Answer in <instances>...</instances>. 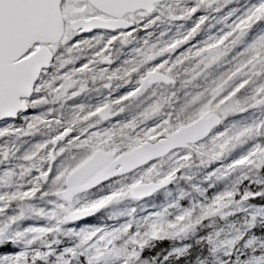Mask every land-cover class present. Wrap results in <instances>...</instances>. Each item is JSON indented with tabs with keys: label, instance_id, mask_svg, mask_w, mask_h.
Returning a JSON list of instances; mask_svg holds the SVG:
<instances>
[{
	"label": "snow or ice",
	"instance_id": "1",
	"mask_svg": "<svg viewBox=\"0 0 264 264\" xmlns=\"http://www.w3.org/2000/svg\"><path fill=\"white\" fill-rule=\"evenodd\" d=\"M157 2L158 0H0V121L15 120L18 114L42 104L63 103L75 98L86 91L89 76L93 82L97 79L105 81L104 87L108 88L112 81L127 82L133 73L144 69L133 90L115 101L97 105L94 110L86 111L83 105L78 106L64 123L59 119H46L50 113L24 117L27 123L24 135L35 132L38 127H49L56 134L34 145L21 157L25 163L20 166L18 176L12 170L0 172V189H3L0 191V264H137L141 252L152 241L187 234L205 218L216 215L223 218L232 214L226 212V209L240 211L250 201L264 200V176L260 175L264 172V144L257 143L233 160L225 170L244 172L247 169L255 174L250 177L245 172L231 189L215 195L209 203L202 206L200 215L195 220H192V211L188 209L176 217V223L160 219L148 224L143 234L139 231L131 232L130 225L115 230L93 228L81 229L79 232L63 231V225L95 214L124 196L139 198L168 184L177 171L189 166L193 152L203 164L219 160L244 138L260 135V130L264 128L262 122L244 127L230 136L222 134L208 144L199 143L220 123L222 115L242 112L246 107H264V82L253 88L243 102L238 99L254 83L253 77L264 74V38H261L245 50V59L213 81L205 92L194 95L181 108V112L193 109L184 122L174 124L166 119L151 128H142L136 132L139 123L156 119L163 114L165 105L170 104L168 98H163L148 105L139 118L101 131H91L95 125L116 114L114 107L135 101L153 84L173 85L178 66L184 61L192 63L195 60L196 63L190 69L184 70L191 79L183 84H190L198 75L196 69L201 63L205 67L215 63L227 48L239 40L240 37L237 36L231 44L226 43L233 33L243 35L253 18L258 20L264 17L262 0L259 7L230 32L219 38H210L212 42H205V46L196 51L189 49L182 53L171 66L168 61L158 65L153 62L182 45L194 35L195 28L183 40H173L160 48L145 40L142 48L133 50L135 60L127 61L126 66L109 70L107 66L112 63V45L117 41L122 45L132 42L135 29H127L135 22L133 12L143 9L142 15L147 16L154 10ZM216 2L217 0H196V6L184 10V16L171 18H187L200 7L208 8ZM98 30L115 32L117 35L109 40L98 35L88 38L89 33ZM43 35L52 36L50 43L55 51L49 49L47 54L38 51L42 41L37 37ZM88 48L92 49V55H81ZM65 55L68 58L62 59ZM77 61L83 62L75 66ZM149 64L153 66L147 67ZM69 65L73 67L61 72ZM101 65L106 67H100ZM50 67L56 74L51 79H44ZM6 125L7 127L0 129V136L11 133L12 124ZM176 148L186 149L187 154L176 161L167 175L152 183L153 176H160L153 161ZM72 149H76L78 153L71 157L73 163L61 162L54 170V163ZM7 159L8 149H0V164ZM133 167H146L140 180L102 199L77 207L80 192ZM14 176L21 181L27 177V183H14ZM144 181L148 183L145 184ZM45 186L48 191H42ZM47 196L54 198L47 210L38 209L31 203L38 197L42 199ZM12 205H16L18 215H8ZM253 209L246 225L248 229L255 227L258 216L264 218V207ZM31 216L40 217L44 223L20 229L19 222ZM58 234L73 236L74 244L57 251V247L54 248L53 245H60V241L55 239ZM216 235L219 236V233ZM49 236L53 237L51 243H47ZM242 236L243 233H239L233 239L219 243L209 237L208 242L215 254L224 249L231 250ZM256 242L253 237L245 247H251ZM259 247L264 249V243H260ZM185 251L177 249L175 254L180 256ZM223 255L230 256L231 252L223 251ZM217 264L221 262L217 261ZM234 264H264V255H253L243 261L237 256Z\"/></svg>",
	"mask_w": 264,
	"mask_h": 264
},
{
	"label": "rangeland",
	"instance_id": "2",
	"mask_svg": "<svg viewBox=\"0 0 264 264\" xmlns=\"http://www.w3.org/2000/svg\"><path fill=\"white\" fill-rule=\"evenodd\" d=\"M219 3H222L221 6H223V9L228 6L231 3L237 4L238 9L241 10V14L243 16L246 13H252V8L253 5H249L245 2L244 0H218ZM214 5V4H213ZM213 5L208 8L200 7L197 12L193 13L192 15L188 16L187 18L184 19H172V16L175 17H182L184 16V10L186 9H192L193 7L196 6V0H167L161 6L158 8L157 13L151 20H145L141 15H140V29L143 30L144 34H140V39L134 38L133 40L136 42L137 45H139V48H142L144 46V41L147 40L149 44H156L158 45L159 42V37L163 34L164 28L162 26L165 25L166 20H173L175 23L181 24L178 28L182 29L186 23H191L193 25V29L195 28L196 31L201 29V23L203 20L208 24L207 26V34L204 32V45L205 42H211L210 38H217V31L215 30L216 26L220 27L222 29L224 21L223 19L225 18H219V17H214L213 15L215 14H221V9L220 7H217L213 9ZM227 11L231 12L230 17L233 15L234 12H232L231 8L226 9ZM215 13V14H214ZM213 14V15H212ZM193 19V20H190ZM254 19V18H253ZM264 19V17H262ZM259 19L256 22V25L258 24ZM205 23V24H206ZM162 25L161 30H157L153 32L151 29L155 25ZM145 25H149L148 27H145ZM198 26V27H197ZM213 28V32H210L209 29ZM201 32V31H199ZM198 32V33H199ZM239 33V32H238ZM240 34V33H239ZM187 34H185L186 36ZM95 36V35H93ZM185 36H178L176 40H183ZM197 35L192 36L195 38ZM92 36H88V38H91ZM241 39L244 38V35H240ZM104 38V37H103ZM105 40H109L111 38H104ZM247 39V38H246ZM234 40L233 38L230 39L227 43L231 44V41ZM189 44L191 43V37L187 39ZM170 43V42H168ZM248 42L246 41V45ZM126 44V43H125ZM123 45L114 43L111 47L110 51V57L114 61L115 56H120V51L123 48ZM181 47L178 46L177 48ZM191 47V45H190ZM234 47V45L232 46ZM232 47H229L226 49L225 53H236L237 49H234ZM53 51L55 49L53 47H50ZM187 49V48H185ZM91 51L89 54L88 52ZM237 54V53H236ZM81 55H92V49L88 48L85 49ZM166 56V59L164 61H168L169 66L172 65V63L169 61L170 60V54H165L163 57ZM223 57V56H222ZM222 57L217 60L215 63H212L208 67L204 68L203 66H199L196 69V72L198 73V76H204L205 72L207 69L210 70L212 78L209 79L208 87L212 85L213 81H216L219 77H221L223 74L228 73L231 69L230 67H222V72H218L219 70H216L223 66L222 62ZM68 57L65 55L62 57V59H67ZM159 58H162L159 57ZM226 58V57H225ZM229 58V57H228ZM136 56L133 53L130 52L128 58H125V61L121 64L122 66H126L127 61L135 60ZM160 60V59H158ZM83 61H77V64L75 66H79L80 63ZM157 62V61H155ZM163 62V61H162ZM161 61L157 62L156 64L162 63ZM192 63L188 62L187 67H184L185 61L178 66L176 70V79H180L181 81H185L190 75L185 74V69L188 68L190 69L192 67ZM73 67L72 65L67 66L65 69L61 70L67 71L69 68ZM100 67H106L105 65H101ZM149 67V66H147ZM152 67V66H150ZM112 68H109L111 70ZM99 70V69H97ZM144 71L143 68L140 69V74H142ZM215 73V74H214ZM55 71L53 68L50 67L49 70H47V74L44 76V79H51L55 75ZM195 74V73H193ZM96 82H100L97 85L100 86L102 80H93L89 76L87 78L86 82V91L81 93L80 95L76 96L73 99H68L65 100L63 103L56 102L58 108H55L53 103H46L42 104L41 106L35 108V109H30V112L24 115L19 116V118L12 122V130L10 134L0 136V149H8V159L3 161L2 164H0V172L4 170H12L16 173L18 176L21 170V165H23L25 162L21 159V157L28 151H30L34 145H37L39 143H42L46 140L49 139V137L53 136L56 134L54 132L53 135H51L50 132H48L45 127H38L35 132L24 135L23 130L27 128V123L24 120V117L30 116V115H39L41 113H50L46 117L48 120H55L59 119L61 123H64L68 121L70 118L72 112L66 111L64 108V105L69 106L70 104H73L75 108L78 106H81L83 102L78 103V101H81L82 99L85 103L89 104L88 101H85L84 98L86 97H95L92 96L93 94H100L103 93V88L97 87L94 89H91L94 87ZM135 83V86H137L135 80H131L130 83H127L129 85H133ZM96 85V86H97ZM258 84L256 81L250 85L246 89L245 92L241 94V96L238 97L242 102L243 100L252 92V89L255 88ZM174 84L169 86V87H164L161 85H155L154 87L150 88V102H148V105L152 104L154 101L158 99H163L166 95H172V92L174 89ZM115 90V87L112 86V89L109 91L110 94H113ZM131 91V90H129ZM128 91V92H129ZM145 91L143 92V94ZM125 95V94H123ZM121 97V96H119ZM118 97V98H119ZM144 98L143 95H140L138 99L131 103H126L124 105H118L116 109L118 112H121L120 109L123 108V111L129 109L131 111L138 110L139 114L143 112L145 109L142 104H140V101ZM49 100H51V97H49ZM102 101V96L101 100ZM109 102L106 98H104L103 103ZM140 104V106L137 107V104ZM137 103V104H136ZM97 106V105H96ZM95 106V107H96ZM167 105L163 108V112L165 110ZM71 107V106H69ZM72 108V107H71ZM95 109V108H94ZM246 112H238L234 113L233 115L237 117V120H230L226 123L224 127L216 131L210 138H208L206 141H204L201 144H208L211 140H213L215 137L221 136L222 134L225 136H230L237 132L238 130L247 127V126H254L256 124H260L264 122V107H259V108H251V107H246ZM10 123V122H9ZM7 123L0 124V129L7 127ZM96 126V125H95ZM99 126H101L99 124ZM102 127V126H101ZM95 128V127H93ZM102 130L104 128L102 127ZM264 135V128L260 130V135L253 136L251 138H244L240 144H238L235 148H233L231 151L227 153V156L225 154L222 156L223 158L221 160H216V163H220V165L217 166V169L220 171L217 172L216 170H210V165L211 163L215 162L212 161L207 164L201 163V159L193 152L191 156V161L188 167L185 168V171L182 173V178H180V181L174 185L173 187H170L169 189H166L163 192H160L154 196V199L158 203V205L151 209L148 213L146 212V209L142 207V211L140 214V206L138 208L137 206L132 205L128 200L127 196H124L113 203L118 205L119 208V216L115 215L116 212H109L108 210H105L104 207L100 209V214L96 217H94L92 220H90L87 225H84V227L78 228L65 224L62 226V229L64 232H67L68 230H73L75 232H79L81 229H93V228H99V229H104L102 227L103 223L107 224L108 230H113L112 227L116 228L117 225L123 224V225H130L131 226V232L135 233L139 231L141 234H143L147 230V225L151 224L153 222H156L157 220L163 219L164 221L170 222V223H176V217L181 215L183 211L190 209L192 211V220H195L199 217L200 212H201V207L205 206L207 203L211 201V199L225 191L229 190L228 187L234 185V183L237 181L238 178H240L242 175L247 172L251 176H253L255 173L254 172H248L247 169L244 170V172L241 171H233V172H225V170L228 168V166L233 162V160L239 158L241 155L240 153V147H249L251 144V147L255 144H257L255 141L250 140H256L260 139L261 136ZM250 147V148H251ZM249 148V149H250ZM72 150H74L72 152ZM70 152H65L61 158H59L57 161L58 163L61 164L63 162L64 164H71L72 159L71 157L74 156V153L77 152L76 149H72ZM235 150L236 153H238V156H235L234 159L229 160V155L233 153ZM248 151V150H247ZM246 151V152H247ZM243 152V153H246ZM187 154V150L182 153H175L172 154L171 156H168L167 158L161 160L160 162L155 163L156 164V170L160 173V176H153L152 181H157L158 179L163 178L165 174H168L170 169L175 166L176 161L180 160L182 156ZM66 158L69 159V161H65ZM229 161V162H228ZM13 165L12 168H8V166H1V165ZM55 164V163H54ZM194 167V168H193ZM55 168V166H53ZM196 169L201 170V177L198 176L196 173ZM146 170L145 168L140 169V172L134 173L132 175L122 177L120 179L114 180L110 182L108 185H103L102 187H99L98 189L90 192L83 194L79 197H77L79 203L77 204V207H82L84 205L90 204L100 197H105L107 195H111L113 192L119 191L122 188H125L128 185H131L137 180H140L141 177L144 175V172ZM206 172H209L207 174H203ZM215 173V175H212ZM34 174V173H33ZM261 176H264V172L260 173ZM250 176V177H251ZM27 180L28 178L25 177ZM13 181L16 184L23 183L21 180L17 182L18 180L16 177H13ZM151 181V182H152ZM147 181H144L146 183ZM181 185H185L184 189H181ZM255 187V185H253ZM230 188V189H231ZM10 190V189H9ZM0 191H3V189H0ZM42 191H48L47 186ZM42 194V193H41ZM43 197L42 199H36L35 202H31L34 207L38 208V206L41 204L42 201L52 203L54 199L51 198ZM163 201V202H162ZM121 204V207H120ZM16 206V205H15ZM253 207H264V206H256L254 203L251 201L249 202V205H245L243 210L236 211L233 208L226 209V212H231V215H226L223 218H221L220 215L212 216L205 218L202 220L199 224H196L194 227V230L190 231L191 237L189 238L188 242H181L180 238L185 237L187 234H182L178 236H174L172 238H166L167 239V245H166V254H175V250L181 249V250H188L189 248H195V249H203L202 253V259L198 258V261L200 264H217V261H220L221 264H234L235 259L237 256L241 259V261L251 258L253 255H264V249H261L259 247L260 243H264V218L257 217V220L255 222V227H257L260 232L255 233L254 228L248 229L246 227L250 217L253 214ZM138 209V210H137ZM14 213L18 215V209L17 207H14ZM117 210V209H115ZM128 210H130L128 212ZM130 212H134V214H130ZM107 215V216H106ZM32 217V216H31ZM30 218H26L19 222V228L22 227L26 228L27 223L30 221ZM37 218L41 221V223H44V221L37 216ZM124 218H126L124 220ZM118 222L119 224H117ZM110 227V228H109ZM119 228V226H117ZM117 228V229H118ZM115 230V229H114ZM219 233V236L216 234ZM243 233L242 238L233 246L231 250L224 249L223 251H230L231 255L230 256H225L223 255V251L217 252L215 254L212 253L211 248L212 246L209 244L208 239L211 237L212 239L216 240L218 243L220 241L224 240H230L233 239L237 234ZM256 238V243L253 244L251 247H245L249 239ZM51 238V239H50ZM73 236H68L64 234H58L55 236L56 240L60 241V244H62L65 240L68 241V243H71V245L74 244L75 241L71 242ZM48 239H50V242H52L53 237L49 236ZM48 242V241H47ZM155 241H152L150 245H153ZM148 246V247H149ZM147 248V247H146ZM145 248V249H146ZM185 251V252H186ZM143 252V251H142ZM141 252L140 258L137 261V264H154L153 260L148 259L147 257L143 256Z\"/></svg>",
	"mask_w": 264,
	"mask_h": 264
},
{
	"label": "trees",
	"instance_id": "3",
	"mask_svg": "<svg viewBox=\"0 0 264 264\" xmlns=\"http://www.w3.org/2000/svg\"><path fill=\"white\" fill-rule=\"evenodd\" d=\"M261 3V2H260ZM260 5V4H259ZM228 8H234V7H228ZM242 9H232V12H236L234 16H231V18L233 17H241L243 16V14H241ZM215 14V13H214ZM213 15V14H212ZM222 15L224 16V18L228 15H230L229 11L224 12L223 14H215L213 15L215 18L219 17L221 18ZM242 20V18L236 19L234 21H231L228 24L231 25H236L238 23H240V21ZM257 19H255L253 21V25L256 24ZM205 22V20L202 21L201 23V29L199 31L198 30L195 32L196 33V40H194V45H197L196 48H193L192 51H196L198 50V48L205 46L204 45V32H208L207 30V26L208 24ZM259 25H263V27H260ZM219 26V25H218ZM218 26H216L215 30L218 31ZM191 23H189L188 25L184 26V29L182 31H186L191 29ZM154 29L156 30V27H154ZM213 28L209 29L210 32H213ZM248 31L249 27L247 28ZM246 30V31H247ZM164 34L160 37V47H164L166 45L167 42H172L174 40V36L177 35L176 33V28H174L173 26H168V27H164ZM245 31V32H246ZM199 32V33H198ZM194 33V34H195ZM252 31H250V34H246V40L244 39H240L238 40L235 44H234V49H237L236 53H225L222 57V62H223V66L224 67H230V68H234V66L239 63L241 60L245 59V57L243 56V54L245 53V50L252 44H254L256 41H258L261 38H264V19H262V17L259 19L257 27H256V35L253 36L252 35ZM252 36V37H251ZM246 41L248 42L246 46H244L246 44ZM210 43V42H209ZM251 43V44H250ZM174 56L178 55L177 51H173ZM226 57V58H225ZM229 57V58H228ZM194 63H196L195 60H193ZM199 66H203L204 68H206L204 66L203 63H201ZM210 70L207 69L205 72L204 76H198L196 75V78L194 80L191 81L190 84H187L184 89V91L179 92L177 94L176 100L177 102H173L172 106L173 108H171V112H172V120L171 122L174 123V115L177 111H180L181 108L196 94L198 93H202L205 92V90L208 88V83H209V79L212 78L213 76H211V74L209 73ZM253 80L256 81L257 84H260L261 82H264V74L260 75L259 77H253ZM186 99H188V101H186ZM185 100V101H184ZM98 105L97 103H93V106ZM93 106L91 109H93ZM194 107H198V106H194ZM95 108V107H94ZM86 110H88L86 108ZM193 109L190 108V111H192ZM183 120L182 122H184L186 120V118L180 119L178 118V122ZM256 143H261L264 144V142L261 141V139H256L253 140ZM251 142V141H250ZM238 154V153H237ZM236 153L234 154L237 155ZM3 167V166H2ZM9 168H12V166H10ZM258 203H260V200H258ZM264 203V202H263ZM147 206H149V204H147ZM12 207L14 208L15 205H12ZM11 207V209H9L8 211V215H12L15 214L14 213V209ZM49 207H47V205H44V209L47 210ZM41 209V208H38ZM16 215V214H15ZM35 217V216H34ZM33 226H39V224H32ZM20 229H22V227H20ZM260 231H256L255 233H259ZM191 237V233L190 231L187 233V235H185V237H181L180 241L183 242H188L189 238ZM74 241V238H72L71 242ZM190 241V240H189ZM48 243V242H47ZM166 245H167V239H159V240H155V243L153 245H150L149 247H147L146 249L143 250L142 255L147 257L150 260L154 261V264H200V262L198 261V258L202 259V253H203V249H195V248H189L186 252H184L183 255L177 256L176 254H166ZM66 246H72L71 243H68L67 240H65L63 242V245H56L53 246L54 248L57 247V251H59L60 249H62L63 247Z\"/></svg>",
	"mask_w": 264,
	"mask_h": 264
},
{
	"label": "water",
	"instance_id": "4",
	"mask_svg": "<svg viewBox=\"0 0 264 264\" xmlns=\"http://www.w3.org/2000/svg\"><path fill=\"white\" fill-rule=\"evenodd\" d=\"M163 1H164V0H158L157 4H159V3L163 2ZM136 11L143 12V9H138V10H135L134 12H136ZM151 13H152V12H151ZM151 13H150V14H151ZM37 39H40V40L42 41V43H41L42 46L40 47V49H38V51L47 54L49 49H48L46 46H47V45H52V44L50 43V41H52V39H53L52 36H51V35H43V36L37 37ZM216 126H217V125H216ZM216 126H215V127H216ZM212 129H213V128H212ZM212 129H211V130H212ZM209 133H210V132H209ZM209 133H208L205 137H207V136L209 135ZM205 137H204V138H205ZM204 138H203V139H204ZM203 139H201V140H203ZM176 149H178V148H176ZM176 149H173V150H176ZM173 150H170L168 153H170V152L173 151ZM168 153H167V154H168ZM167 154H166V155H167ZM166 155H165V156H166ZM163 157H164V156H163ZM158 159H159V158H158ZM137 168H139V167H133V168H131V169L125 171V172H122V173H119L118 175L113 176L112 178H114V177H116V176H120V175L126 174V173H129V172H131L132 170H135V169H137ZM112 178H111V179H112ZM106 181H108V180H105V181H103V182H101V183H104V182H106ZM101 183H98V184H96L94 187L89 188V189H86V190L80 192L79 194L84 193V192H86V191H89V190L95 188L96 186H98V185L101 184ZM166 185H167V184H166ZM166 185H163V186H161L160 188H162V187H164V186H166ZM160 188L156 189L155 191H151V192H149V194H147V195L140 196L139 198L142 199V198H145V197L152 196V195H153L156 191H158ZM136 199H138V198H136ZM97 212H98V211H97ZM97 212H96V213H97ZM96 213H95V214H96ZM95 214L88 215V216H86V217H84V218H82V219H77V220L73 221V223H76V222H82V221H84V220H86V219L92 217V216L95 215Z\"/></svg>",
	"mask_w": 264,
	"mask_h": 264
},
{
	"label": "flooded vegetation",
	"instance_id": "5",
	"mask_svg": "<svg viewBox=\"0 0 264 264\" xmlns=\"http://www.w3.org/2000/svg\"><path fill=\"white\" fill-rule=\"evenodd\" d=\"M133 15L135 17V22L133 23V27H132V29H135V32L133 33V39L134 38L139 39L138 37H140V12L133 13ZM132 29L129 31H132ZM92 35H99V36H104L105 38H112L113 36H116L117 33L97 31V32L92 33ZM133 39H132V42H130V43L134 42ZM116 43L120 44L118 41ZM120 59H121V57L115 56V60L112 61L111 65H109V67L112 69H116V67L118 66V63H119L118 60H120ZM139 74H140V70H139V73H133L132 74L133 78L138 80Z\"/></svg>",
	"mask_w": 264,
	"mask_h": 264
}]
</instances>
